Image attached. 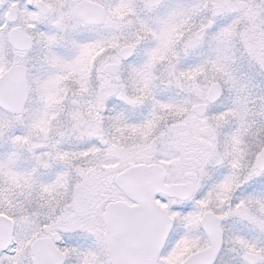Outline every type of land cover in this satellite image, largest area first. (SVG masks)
Masks as SVG:
<instances>
[{
    "label": "snow or ice",
    "instance_id": "6c2138e0",
    "mask_svg": "<svg viewBox=\"0 0 264 264\" xmlns=\"http://www.w3.org/2000/svg\"><path fill=\"white\" fill-rule=\"evenodd\" d=\"M0 264H264V0H0Z\"/></svg>",
    "mask_w": 264,
    "mask_h": 264
}]
</instances>
